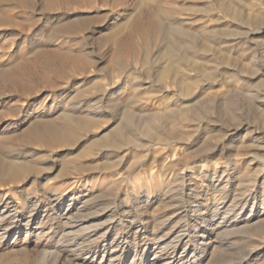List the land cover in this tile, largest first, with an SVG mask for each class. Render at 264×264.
<instances>
[{
  "label": "rangeland",
  "instance_id": "1",
  "mask_svg": "<svg viewBox=\"0 0 264 264\" xmlns=\"http://www.w3.org/2000/svg\"><path fill=\"white\" fill-rule=\"evenodd\" d=\"M0 264H264V0H0Z\"/></svg>",
  "mask_w": 264,
  "mask_h": 264
},
{
  "label": "bare ground",
  "instance_id": "2",
  "mask_svg": "<svg viewBox=\"0 0 264 264\" xmlns=\"http://www.w3.org/2000/svg\"><path fill=\"white\" fill-rule=\"evenodd\" d=\"M5 1V0H4ZM65 2H74L76 0H64ZM220 1V0H217ZM9 2V1H8ZM7 2V3H8ZM21 2V1H20ZM225 11V10H224ZM239 13V12H238ZM233 15V14H232ZM237 15V14H236ZM238 16V15H237ZM158 18V17H157ZM232 18H236L235 14L233 15ZM240 18V17H239ZM151 22V21H150ZM149 22V24H150ZM147 23V26L149 25ZM157 29L158 32L162 35V41L165 43L164 47V53L165 55H168L171 60H172V66L175 65H179V64H185L190 58L189 54L190 50L193 49L194 47V41H193V37L192 36H186V35H182V33H179L180 37H181V41H178L177 39H174L173 37L168 36L167 33H169V30L164 28L160 22L157 23ZM173 29V28H172ZM170 29V30H172ZM181 32V31H180ZM178 34V33H177ZM195 48V47H194ZM204 48H201V50ZM189 52V53H188ZM162 55V54H160ZM164 55V56H165ZM163 56V55H162ZM118 66H122L120 65V63L118 62ZM170 68V67H169ZM166 70V69H165ZM170 70V69H169ZM176 70V69H175ZM162 72V71H161ZM166 72V71H165ZM122 122H121V126H117L116 128H114L112 130V132L109 134V138L110 137H115V138H119L122 137L124 132L127 129H131L134 128V126L136 125L134 123L133 120V116L129 113H125L122 116ZM21 169V168H20ZM23 169V167H22ZM11 171H9L10 173ZM19 172V171H18ZM13 175V174H12ZM15 177V176H14ZM174 187V186H173Z\"/></svg>",
  "mask_w": 264,
  "mask_h": 264
}]
</instances>
